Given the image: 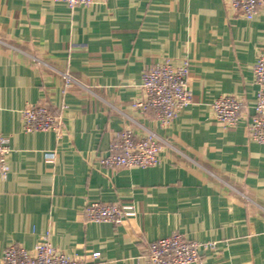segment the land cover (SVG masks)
<instances>
[{
	"label": "crops",
	"instance_id": "crops-1",
	"mask_svg": "<svg viewBox=\"0 0 264 264\" xmlns=\"http://www.w3.org/2000/svg\"><path fill=\"white\" fill-rule=\"evenodd\" d=\"M264 49V8L245 20L223 0H106L69 8L51 0H0V264L11 245L52 247L85 264H145L147 243L180 233L213 242L203 264H264V145L248 138ZM187 62L192 103L166 128L142 99L153 61ZM62 73L77 81L66 89ZM221 95L242 100L233 128L214 119ZM43 103L60 132H25L27 105ZM161 141L154 167L107 169L99 160L123 128ZM55 154L52 160L48 154ZM129 204L120 224L88 223L92 203ZM98 253L93 259L91 254Z\"/></svg>",
	"mask_w": 264,
	"mask_h": 264
},
{
	"label": "built area",
	"instance_id": "built-area-1",
	"mask_svg": "<svg viewBox=\"0 0 264 264\" xmlns=\"http://www.w3.org/2000/svg\"><path fill=\"white\" fill-rule=\"evenodd\" d=\"M64 3L69 8L75 6L89 7L102 4L106 0H51ZM225 8L245 20H251L258 10L264 8V0H223ZM188 63L174 66L168 58L153 61L141 76L140 89L142 99L131 102V108L141 113L151 110L155 121L163 128L168 127L181 110L192 103L188 90ZM66 89L77 85V81L62 73ZM253 81L257 87L254 114L247 124L248 138L252 142L264 145V49L256 56L253 66ZM215 121L223 128L237 125L243 113L242 100L232 95H221L211 104ZM25 132H60L61 118L54 115L45 104L27 105L20 112ZM7 138L0 135V176L8 172L7 155L9 153ZM161 141L152 132L137 137L131 128H123L110 141L107 155L99 160L107 169L149 168L158 164ZM53 154L47 159L52 160ZM84 220L88 223L120 224L135 216V210L129 204L92 203L83 210ZM214 243L188 241L180 233L160 238L146 244L142 258L145 264H203L201 252L213 250ZM98 253L91 254V258ZM2 264H85L80 258L67 256L56 251L49 242L48 234L42 236L32 250L11 244L2 254Z\"/></svg>",
	"mask_w": 264,
	"mask_h": 264
}]
</instances>
